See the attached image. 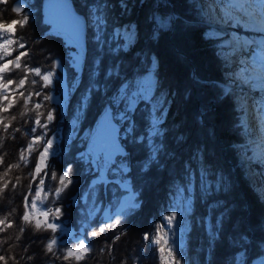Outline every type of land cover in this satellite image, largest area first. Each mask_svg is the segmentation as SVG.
<instances>
[{"label":"trees","instance_id":"obj_1","mask_svg":"<svg viewBox=\"0 0 264 264\" xmlns=\"http://www.w3.org/2000/svg\"><path fill=\"white\" fill-rule=\"evenodd\" d=\"M66 1L69 2L73 13L87 25L83 53L85 60L81 70H75L71 64V54L76 52V48L68 44L63 37L47 34L51 27L44 21L46 0H7L6 3H0V18L8 22V25L11 24V19L22 18L21 15L12 12V8L18 4L22 5V15L28 17L24 28L13 25L16 37L25 48L13 51L12 57L5 59L14 58L19 51H27L29 55L24 62L30 67H39L42 72H46L51 70L52 64L57 65L50 88H42L43 82L39 77H30V80H37L36 85L30 87L26 85L28 90L41 92V96L32 98L33 103L44 105L40 112L46 115L49 109L53 110L56 118L48 124L47 129L37 128L36 132H31V128L35 127V113L21 117L19 113L23 110V99L16 93H8L9 96H15L17 103L9 112H0V116L7 117L8 120L16 116V119L11 120L8 133H5L0 125V157L3 158V163H0V177L9 164L19 161L20 151L27 147L34 136L43 134L45 139H50L47 136L56 134L61 127L64 136L68 132L74 136L73 140L67 143L70 147L68 154L70 157L74 152L86 147L90 133L95 130L108 98L116 92L125 78L146 72L151 64V58H154L156 94L162 95L166 104L168 102L165 106L164 123L161 126L164 129L161 138L164 151L159 156L158 165H154L146 173L140 170V162L147 155L146 141L134 142V138L138 140L140 136L146 135L148 112L144 104L138 105L132 114L134 131L124 138L122 130L121 143L128 153L130 165L128 175L137 193L139 192L141 207L124 222L95 237L90 233L98 230V226L91 224L92 230L86 227L84 236L91 242V251L94 254L79 264H162L161 255L152 242L154 225L159 222L164 212L167 213L165 207L169 205L171 196L176 195V189L187 187L189 167L195 174L193 209L188 215L190 224L184 236L183 257L176 255V258L180 259V264H236L235 257L241 251L247 253L246 260L249 264L254 258L262 255L264 202L252 195L241 171L233 168L230 170L228 167L229 171L225 164L224 158L233 159L231 142L240 141V134L237 129L233 130L235 111L229 98L223 94L224 88L219 78L222 60L218 57L215 43L205 34L207 27L204 25L205 18L202 13L201 20L192 2L189 3L188 0H167L176 18L171 28L165 30L159 29L156 23V15L164 14L168 10L167 4L159 0ZM122 3L126 8L121 7ZM103 4L109 6L105 10L107 26L101 32L102 40L107 43L97 42L96 30L91 23L92 8ZM131 26L136 33L135 43L127 51L110 52L109 45L115 47V43L112 42L114 29ZM16 47L15 44L12 45V48ZM97 58L102 59V69L119 64L120 77L106 81L109 87L107 96L103 92H93L86 107L81 109L82 97L91 84L90 71ZM7 76L17 80L23 73L13 71ZM100 81L105 82L103 72ZM10 88H15V85H11ZM44 94L58 95L61 101L59 103L44 101ZM6 103L7 101H0V106ZM31 106L30 104L29 107ZM40 119L44 122L45 116H41ZM73 122L74 128L71 127ZM14 128L21 131L14 132ZM36 151L32 153L26 167L21 165L20 168L9 172L7 179L11 183H15L17 176L21 177L17 188L13 190L9 183L8 188L0 193V220L6 218V222L10 221L13 225L0 232V241H6L0 243V255L6 257L7 264H76L74 260L64 261L45 253L44 245L52 236L50 231L37 232L28 226L23 234L19 233V227L24 226V222L19 218L24 213L23 197L28 194L27 186L30 180L28 174L34 170ZM72 159L73 161L65 163L62 171L68 170L71 175L76 174V178L86 171L88 163L74 156ZM57 160L53 159L58 173L62 165L59 166ZM66 164L68 168H65ZM201 169L209 174L208 178L213 184L217 176L220 178L217 169L221 177L222 173L229 171V183H226L228 187L222 188L219 192L213 189L211 195H204L200 189ZM49 177L50 174L47 179ZM259 181L264 188L262 175ZM37 182L39 183V177L33 182V190ZM53 182L56 181L52 180ZM2 184L3 181L0 180V185ZM105 190L107 191V188L99 191L102 197ZM78 194V189L69 185L58 198L56 206L51 204L62 209L63 215L59 220H71L75 213L79 214L82 206L80 202H73ZM216 202H220L222 207L210 211V206ZM241 206H244V209ZM221 213L225 214L223 224L218 237L212 240L208 230L209 217L215 230L216 220ZM145 234L149 235L148 240H144ZM17 235L21 236L20 240H16ZM57 235L59 236V233ZM241 235L248 239L246 248L233 242ZM117 236L119 239H115ZM57 254L61 255L59 251ZM9 257L13 259H8Z\"/></svg>","mask_w":264,"mask_h":264},{"label":"snow or ice","instance_id":"obj_2","mask_svg":"<svg viewBox=\"0 0 264 264\" xmlns=\"http://www.w3.org/2000/svg\"><path fill=\"white\" fill-rule=\"evenodd\" d=\"M7 0H0V3H6ZM109 6L107 4L96 5L91 10V23L95 28V36L97 42L107 43L102 40L101 32L106 28V14L105 10ZM121 7L126 8L123 3ZM204 6L201 5L200 9L203 11ZM12 12L21 15L20 20L11 19L12 25H19L24 28L27 25L28 17L22 15L23 9L20 7H13ZM204 16H210L218 25H224L230 28L250 30L257 34L256 39L245 38L241 39L238 35L226 41L221 45V48L227 47L230 51L226 56V63L230 64L231 85L225 91L231 93L234 88L240 89V95L244 97V101L251 102L252 107L255 109L259 119L264 121V0H212V5L207 12H203ZM172 18L167 20L157 18L156 23L159 29L168 28L171 24ZM49 23L53 24L57 29L58 35L65 36L67 42L76 48V52L72 57L74 65H82L85 60L84 53V40L86 23L80 17L74 15L69 9L66 0H52V10L50 14ZM135 31L130 28L116 27L112 35V42L115 43L113 48L109 45V51L113 53H120L127 51L133 44L135 38ZM211 35L220 36V32H213ZM16 48H12V45ZM25 48L22 42L16 37L15 29H9L8 22L0 18V101H7L6 104L0 106V112L7 113L15 106L17 100L15 96H9V92L16 93L23 99V110L19 113L21 117H25L30 113H35L34 124L35 127L31 128V132H36L37 128L47 129L48 124L56 117L53 110L49 109L46 115L40 112L44 106L40 103H33V96H41L40 91H31L26 88V85L34 86L37 84L36 79L30 77H39L42 81V88H50L55 76V69L57 65L54 63L51 70L42 72L39 67H30L24 62L25 58L29 55L27 51H19L12 59H5L12 57L13 51ZM102 59L97 58L93 62V67L90 71L91 84L89 85L85 95L82 97L81 109L86 107L87 101L91 98L93 92H103L105 96L109 91L106 81L112 78L120 77V65L113 64L106 69L101 68ZM155 65L156 61H152V69L147 70L146 75L138 76L134 79H125L121 82L119 88L108 98L106 105L103 107L102 114L97 122L96 128L90 133L91 143L87 153L81 156V159H86L90 164V170L94 167V179L90 186L88 197L92 198V208L86 213V219L91 217L96 208V193L101 187L106 188L108 184H113L117 187V191L127 193L118 198L113 205L115 212H106L108 221L102 222L98 230L91 231L90 235L95 237L104 233L106 230L116 227L120 223L118 217L126 216L131 211L137 208L138 202L136 193L132 190L130 181L125 179L126 174L130 171L127 156L124 146L121 143V131L123 130L125 138L134 131V122L132 114L137 110V106L144 104L145 110L148 112V130L146 135H142L134 142L143 143L146 141L145 147L147 148V155L143 161L140 162V170L148 172L154 165L159 164V156L164 151L162 143V136L164 129L161 127L164 123L166 112L164 110L165 98L160 95L157 96V81L155 79ZM13 71H20L23 76L17 80H13L7 76L8 73ZM103 72L104 81H100L101 73ZM15 88H10L11 85ZM75 87V84H73ZM250 93L251 96L245 95ZM54 98L51 95L44 94V101H52ZM59 103V100L57 101ZM32 105L31 108L29 105ZM248 106L245 103V108ZM244 110L243 108L241 109ZM45 116V121L42 122L40 117ZM16 116H12L11 120H15ZM11 120L7 117L0 116V125L5 133H8L11 127ZM7 121V122H6ZM126 126V127H125ZM14 132H19L21 129L14 128ZM53 140L45 139L44 135L34 136L23 148L19 154V161L15 164H9L7 169L0 177L3 184L0 185V193H3L8 188L10 180L7 179L9 172L12 169H18L29 164V158L37 148H42L36 160L34 170L29 172L28 194L24 195V213L19 219L24 222V226L19 227V233L23 234L26 227L31 226L37 232L52 233L50 239L44 245L46 254H51L57 259L64 261H75L79 264L84 260L87 254L91 251V242L86 241L83 235H74L72 233H65L57 235L61 231L60 224L51 221H58L63 215L60 207H46L44 210L40 208L45 205L49 200L50 194L59 198L61 194L68 188L73 180L70 178V171H63L62 174L57 173L53 165L49 164V157L56 156L57 153L53 149ZM259 149V159L264 161V136L261 137L260 142L256 145ZM0 163H3V158L0 157ZM50 173V178L57 181L55 186H49L45 190V176ZM39 177V183L35 185L33 194V182ZM111 177V178H110ZM209 174L201 169L200 171V189L204 195H211L213 189L219 192L225 187L223 177L215 181L208 178ZM21 182V177L15 178V183H11L13 190ZM195 174L191 168L188 169V183L187 187H178L175 196V210L171 215L166 216L164 219L167 221V226L172 227L173 222L176 221V213L180 212L181 224H183L185 214L191 211L192 198L191 193L194 190ZM187 192L189 195L186 197L184 194ZM115 195V193H114ZM31 197V199H30ZM222 207L220 202H216L210 206V211ZM102 210V209H101ZM224 213H221L215 223V230L209 217V235L212 240L218 237L219 230L223 224ZM12 222L7 221L6 218L0 220V232L11 228ZM163 229L157 225V235L153 238L152 242L159 246L161 253L162 264L164 262V251L167 245V240L162 235ZM65 235L69 239H65ZM21 236L17 235L16 240H20ZM144 240L149 239V235H144ZM119 239V237H115ZM238 246L246 248L248 246V239L246 236L241 235L238 240L233 241ZM6 243V241H0ZM176 244V255L183 257V249L174 240ZM69 244L73 246L69 247ZM27 251V248L24 249ZM57 251L61 255L57 254ZM111 251V248H109ZM167 254L170 260L167 264H180V259L176 258L172 248H167ZM247 253L241 251L236 257V264H247ZM8 259H13L9 257ZM32 259V257H28ZM0 262L7 264L5 256L0 255ZM264 264V261H262Z\"/></svg>","mask_w":264,"mask_h":264},{"label":"rangeland","instance_id":"obj_3","mask_svg":"<svg viewBox=\"0 0 264 264\" xmlns=\"http://www.w3.org/2000/svg\"><path fill=\"white\" fill-rule=\"evenodd\" d=\"M159 1L166 3L168 10L164 14L156 15L155 18L156 19L157 18H163L165 20L172 18L171 24L168 27V28H171V26L173 25L172 23L174 22V18H176V15H175V13L172 14V11L170 9V3L167 0H159ZM188 1H189V3L193 2L191 4L193 5L196 12L200 11V12H198L199 14H197V16L199 15L198 18L201 20H202V15H204L203 12H207L208 9L212 5V0H188ZM198 1L200 2V5L204 6L203 11H201L200 7L196 4V3H198ZM66 3L68 5L69 9L71 10V12L73 13L69 2L66 1ZM17 7L21 8L22 5L18 4ZM195 7L198 9V11ZM173 8L174 7L172 5V9ZM51 10H52V0H46L45 6H44V21L51 28H56L53 24L49 23ZM173 12H174V10H173ZM201 13H202V15H201ZM206 17L208 19H210L212 22L208 21L206 24V22L204 20V25L207 27L205 29V34L207 37H209L211 39V42L215 43V47L217 48L218 57L222 60L219 78L222 81L221 86L224 88L223 94L229 98V100L232 103V108L235 111L236 116H235V121L233 123L234 124L233 130L237 129L239 131V134H240V136H239L240 141L231 142V146L233 148L232 152H231V156L234 155V157L231 160L229 157L224 158L225 164L227 166V170H229L228 169V167H229L230 170L233 168L234 170L241 171V173L244 176V178H243L245 180L244 182H245L246 186L248 187V189L250 190V192L252 193V195L256 196L257 199H261V201L264 202V197H263L264 188L262 186L263 184L259 183L261 175L264 177V161H261L259 159L260 153H259V149L256 147V145L260 142L261 137L264 136V121H261L259 119L255 109L251 105V102L250 101H248V102L244 101V97H242L240 95V89L239 88H234L231 93H227L225 91L226 89L229 88V86L232 83L231 80L229 79L230 70H231L230 64L226 63V56L230 50L227 47L221 48V45L226 43L227 40L231 39L233 37V35H238L241 39H245V38L256 39L258 37H257V34L253 31H245V32L243 31L242 32V30H240V29L230 28V27H227L224 25H218L215 21H213V19L210 16H206ZM8 27H9V29H13V25H11V24L8 25ZM123 28H125V27H123ZM129 28L131 30H134L133 26H131ZM168 28H165V30ZM214 31L220 32L221 35L220 36L211 35ZM54 35H57V34H54ZM57 36L65 38V36H63V35H57ZM135 41H136V35H135L133 44L135 43ZM74 54H75V52H73L71 54V64L75 67V70H79V69L81 70L82 65H74L73 64L72 57ZM153 60H155V59L151 58V64L147 70L152 69V61ZM155 68H156V65H155ZM147 70L144 73L135 74V75L133 74V76H130V77L125 78V79H134L138 76L146 75ZM155 79H156V77H155ZM77 80H78V78L75 79L76 84H77ZM245 95L251 96V94L247 93V92L245 93ZM51 96L54 98L52 100V102L57 103V101L59 100V96L58 95L55 96L53 94ZM60 101L61 100H59V102ZM245 103L248 104V106L246 108H245ZM167 105H168V102H167V104L166 103L164 104V110L166 109L165 106H167ZM242 108L244 109L243 111L241 110ZM73 126H74V122L72 123L71 127H73ZM69 129H70V125H69ZM255 130L257 131L256 133H255ZM260 131H262V133H260ZM70 132H72V131H70ZM47 138H50L53 140V142H54L53 143V149L57 153L56 156H50L49 157V164L53 165L55 170H56V166H55L54 161H53V159L55 158V159H58L56 161L57 164L59 166L62 165V168L60 167L61 170L58 172V175L62 174L63 171H68V170L62 171V169H64L63 166L65 165V163H69V160L73 161L72 156L88 163V161L86 159H81V156L88 152L89 144L91 143V136L89 137V142H88L87 146L83 147V149L80 150L79 152H77V151L74 152L71 157L68 155V154H70L69 153L70 147L68 146L67 143H70L73 140L74 136H71L69 134V132L67 135L64 136V132L61 130V127H60L59 130L56 132V134H54V135L49 134L47 136ZM124 138H125V136H124ZM127 142H130V141L127 140ZM80 144L81 143L79 142V145H78L79 147H80ZM59 148H60V151H59ZM41 150H42V148H39L36 151L35 156H34L35 160H37V158L39 156V152ZM244 152H246V153H244ZM68 167L69 166H67V164H66L65 168H68ZM90 167L91 166L88 163L86 171L83 172V174L81 173L76 178H75L76 174H73V175L70 174V178L73 180V183L70 184V186H72L74 189H78V193H79L78 195H76L75 199H73V202L74 201H75V203L80 202L82 207L79 211V214L75 213L73 216V219H71V220L65 219L64 221L63 220L51 221L53 223L60 224L61 231L58 232L59 235L65 234V233H72V234L79 233V234L83 235L86 227L90 228V230L93 229L90 226L91 224L97 225L99 227V226H101L102 222H111V221H108V219L105 215L106 212H109V211L115 212V207H113V205L115 204L116 200L118 198H122V195H127V193L118 192L117 187L115 185L108 184L106 186L107 191L105 190V192L102 193V194H104L102 197L101 194L99 193V191L102 189L104 190V187H101L100 190L96 193L97 211L94 212L91 217H88L86 219V213L92 208V198L88 197L87 194L89 192L90 186H91L92 181L94 179V173H95L94 167L91 168V170H90ZM222 171H223V168H222ZM229 171H227V173H225V174L222 173V176H223L224 181H225V187L227 186L226 183H229V180H228L229 173H230ZM217 172H218V175L221 177V173L218 169H217ZM128 173L126 174L125 179L130 181L131 186H132V190L136 193L138 206L136 209L131 211L128 215L118 217V219L120 220L121 223L124 222L125 220H127L129 217H131L141 207L140 206L141 200L138 198L139 192L137 193V189L133 186L131 178L128 175ZM258 177H259V179H258ZM44 179H45V190L46 191L48 190L49 186H55L57 184V181L55 183L54 182L52 183V179L50 177L47 179V176H45ZM217 179H219L218 176H217ZM246 181H248V182L250 181V183L248 184V182H246ZM47 182H49L48 183L49 186L47 185ZM37 184H38V182H37ZM34 191H35V188L33 190V194H34ZM114 193H115V195H114ZM192 193H191V198H193ZM262 193H263V195H262ZM184 195L187 197L189 194L187 192H185ZM175 196L174 197L171 196V198L169 200V205L167 207H165L167 210V213L164 212V214L160 217L159 222H157L154 225V230H153V233H154L153 238H154L157 235V225H160L163 229L162 235L164 236V239H166L168 242L167 245L165 246L163 264H167V262L170 260V258L168 257V254H167V248H169V247L172 248L174 251V255H176L177 250H176V244L173 243L174 240L180 245L181 248L183 247L185 232L188 231L189 224H190L188 215L191 213V211L185 214L183 224H181L180 212L177 211L176 221L173 222V225L171 228H169L167 226V221L164 218L168 215H171L172 211L175 210V207H176ZM57 203H58V198H56L50 194L49 200L45 202V205H41L40 208L42 210H44L46 207L56 206L55 204H57ZM51 204L54 206H51ZM241 207L244 209V206H241ZM192 209H193V201H192L191 210ZM78 223H81L82 226H78L76 228V225H78ZM71 224H72V227H68ZM65 239H69V237L65 235ZM153 244L158 249V253L161 255L160 250H159V246H157L155 243H153ZM262 261H264V247L262 250V255L254 258L249 264H262Z\"/></svg>","mask_w":264,"mask_h":264},{"label":"flooded vegetation","instance_id":"obj_4","mask_svg":"<svg viewBox=\"0 0 264 264\" xmlns=\"http://www.w3.org/2000/svg\"><path fill=\"white\" fill-rule=\"evenodd\" d=\"M126 151V150H125ZM127 152V151H126ZM127 163H128V160H127ZM129 164V163H128ZM130 166V165H129ZM78 226H82V224L81 223H78V225H76V228L78 227ZM68 227H72V224L70 225V226H68ZM123 232V231H122ZM121 232V233H122ZM120 233V234H121ZM74 235H82V234H79V233H75ZM83 236H84V234H83ZM84 238H85V236H84ZM87 241V240H86ZM69 247H71V246H73V244H69L68 245ZM94 254V252L93 251H90L88 254H87V256L86 257H88V256H92Z\"/></svg>","mask_w":264,"mask_h":264},{"label":"water","instance_id":"obj_5","mask_svg":"<svg viewBox=\"0 0 264 264\" xmlns=\"http://www.w3.org/2000/svg\"><path fill=\"white\" fill-rule=\"evenodd\" d=\"M58 29L57 28H51L47 31V34H57ZM58 35V34H57ZM84 63V62H83ZM83 66V64H82Z\"/></svg>","mask_w":264,"mask_h":264},{"label":"bare ground","instance_id":"obj_6","mask_svg":"<svg viewBox=\"0 0 264 264\" xmlns=\"http://www.w3.org/2000/svg\"><path fill=\"white\" fill-rule=\"evenodd\" d=\"M193 3V2H192ZM195 4V3H194ZM199 7L201 6L200 5V2L198 1V3H196ZM196 8V7H195ZM197 9V8H196ZM196 11V10H195ZM197 11H198V9H197ZM199 12V11H198ZM214 21V20H213ZM240 30H242V29H240ZM245 32V31H250V30H242V32ZM231 37V36H230ZM230 69V68H229ZM252 118V117H251ZM251 120V119H250ZM257 131L255 130V133H256ZM247 133V132H246ZM260 133H262V131H260ZM256 142V141H255Z\"/></svg>","mask_w":264,"mask_h":264}]
</instances>
